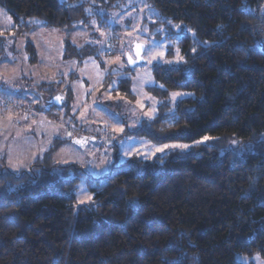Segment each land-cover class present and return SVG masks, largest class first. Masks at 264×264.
<instances>
[{"label": "trees", "instance_id": "16d2710c", "mask_svg": "<svg viewBox=\"0 0 264 264\" xmlns=\"http://www.w3.org/2000/svg\"><path fill=\"white\" fill-rule=\"evenodd\" d=\"M96 1L108 10L122 0ZM149 2L196 37L192 52L191 36H181L188 64L153 65L156 85L147 89L161 99L193 95L130 133L157 143L236 136L252 150L234 159L207 148L132 157L95 177L78 164H52L56 144L29 170L0 172V264H244L238 255L264 256V0ZM89 4L0 0L17 35L37 26L33 17L47 27L88 24ZM65 56L82 60L70 44ZM118 90L133 97L128 78ZM60 97L66 104L73 93ZM84 174L92 201L77 208Z\"/></svg>", "mask_w": 264, "mask_h": 264}, {"label": "rangeland", "instance_id": "374dc122", "mask_svg": "<svg viewBox=\"0 0 264 264\" xmlns=\"http://www.w3.org/2000/svg\"><path fill=\"white\" fill-rule=\"evenodd\" d=\"M88 1L87 12L92 15L88 24L47 27L33 17L28 22L37 26L21 35L15 33L11 16L0 5V172L7 168L14 172L29 170L56 144L49 157L52 164H78L95 177L132 157L153 160L171 153L207 148L234 159L244 158L252 150V141L244 142L236 136L222 142L219 135L205 134L192 141L157 143L130 133L150 121L145 113L153 107L156 117L163 111L161 106L165 112L171 111L180 99L193 95L191 91L174 90L161 99L147 87L156 85L153 65L188 64L179 43L181 36L190 35L193 52L196 35L181 23L161 17L149 0H122L108 10L96 0ZM172 34L174 38L168 37ZM135 42L145 45V60L130 67L127 55L132 54ZM29 44L33 45V51ZM67 44L82 57L81 61L77 56H65ZM169 46L172 56L167 54ZM159 52L165 53L163 60L174 62L148 64ZM33 55L36 60L31 61ZM178 56L183 59L175 62ZM120 78L131 80L133 97L120 93ZM68 90L73 97L66 104L54 101ZM171 93L181 95L173 100ZM120 128L124 131H117ZM80 139L86 143H74ZM142 141L157 146L186 144L189 147L169 148L146 159L136 154L144 150ZM128 152L132 154L129 156ZM91 201L92 193L84 174L77 182L75 205L79 208ZM238 260L244 264H264V256L260 254L238 255Z\"/></svg>", "mask_w": 264, "mask_h": 264}, {"label": "snow or ice", "instance_id": "6c2138e0", "mask_svg": "<svg viewBox=\"0 0 264 264\" xmlns=\"http://www.w3.org/2000/svg\"><path fill=\"white\" fill-rule=\"evenodd\" d=\"M175 27L179 28L180 26L179 25H176ZM103 35V33H101ZM142 51H144V47L143 45L141 44H137L136 45V51H135V56H136V60H133L132 59V56L129 55L128 56V63L129 64H135L137 63L140 59H141V53ZM194 51V50H193ZM179 52V50L177 49V53ZM165 53L164 52H159L157 54V56H153L150 60L147 61L148 64H152L153 61H156L157 63H160V62H163V63H168V64H171L173 63L174 61H167V60H163V57H164ZM157 57H159L160 59L158 60ZM183 57H179L178 56V60L175 61V62H179L180 60H182ZM149 82L151 83V79H150V73H149ZM114 86V85H113ZM158 87L160 88H163L162 85H159ZM178 95H181L180 93H171V96H172V99L175 100V98L178 96ZM57 101H60L62 98L61 97H56L55 98ZM141 108L144 107L143 104L140 105ZM145 115L147 116V118L149 120H152L155 118V108L153 107V109H151L149 112L145 113ZM117 131L119 132H123L124 129L123 128H120L118 129ZM205 140L208 139V137H205L204 138ZM74 143L76 144H81L83 145V143H86V141H83V140H76L74 141ZM233 143H235V141H233ZM142 144V147H144V150L143 151H137L136 154L137 155H142L144 156L146 159L148 158H151L153 156L156 155V153H163L166 149H169V148H172V149H186L189 147V145H186V144H172V145H169V144H164L163 146H157V145H152L151 142H141ZM127 155H131L132 153L131 152H128L126 153ZM105 161H102V163H104ZM88 199H91V197H88Z\"/></svg>", "mask_w": 264, "mask_h": 264}, {"label": "water", "instance_id": "95a60500", "mask_svg": "<svg viewBox=\"0 0 264 264\" xmlns=\"http://www.w3.org/2000/svg\"><path fill=\"white\" fill-rule=\"evenodd\" d=\"M137 44H141V45H143V47H144V49H145V45H144V44L139 43V42H135V43L133 44L132 54H131V53H128V55H127V60H128V56H129V55L132 56V59H133V60H136V59H137L136 56H135V51H136V45H137ZM260 46H261L262 50L264 51V42L261 43ZM143 53H144V51H142V53H141V59H140L137 63H135V64H129V63H128L129 66H130V67H134V66H136L137 64L144 62L145 58H144V56H143ZM80 140H81V139H80ZM75 141H76V140H75Z\"/></svg>", "mask_w": 264, "mask_h": 264}]
</instances>
